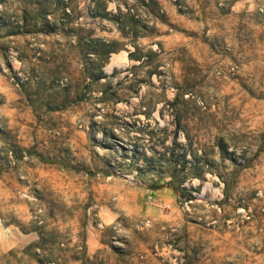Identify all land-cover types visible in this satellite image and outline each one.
<instances>
[{"label": "rangeland", "instance_id": "1", "mask_svg": "<svg viewBox=\"0 0 264 264\" xmlns=\"http://www.w3.org/2000/svg\"><path fill=\"white\" fill-rule=\"evenodd\" d=\"M0 264H264V0H0Z\"/></svg>", "mask_w": 264, "mask_h": 264}]
</instances>
